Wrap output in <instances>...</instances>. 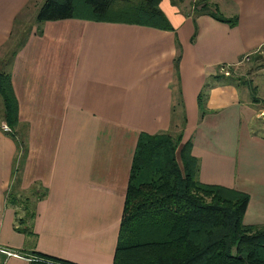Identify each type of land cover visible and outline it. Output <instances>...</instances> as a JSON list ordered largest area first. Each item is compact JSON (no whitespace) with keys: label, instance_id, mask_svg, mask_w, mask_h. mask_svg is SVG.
Here are the masks:
<instances>
[{"label":"crops","instance_id":"0c3cea01","mask_svg":"<svg viewBox=\"0 0 264 264\" xmlns=\"http://www.w3.org/2000/svg\"><path fill=\"white\" fill-rule=\"evenodd\" d=\"M38 1L0 0V73L26 146L18 158L0 98V264H112L140 133L180 134L198 180L247 194L243 224L264 225V132L245 89L220 76L262 54L264 0H161L168 29L37 23L25 12Z\"/></svg>","mask_w":264,"mask_h":264},{"label":"trees","instance_id":"16d2710c","mask_svg":"<svg viewBox=\"0 0 264 264\" xmlns=\"http://www.w3.org/2000/svg\"><path fill=\"white\" fill-rule=\"evenodd\" d=\"M160 1L45 0L35 20L77 18L168 29ZM209 7L205 3L199 10L209 12ZM210 14L227 21L217 12ZM0 98L2 121L10 129L7 134L24 151L17 101L7 73H0ZM197 176V159L180 134H139L112 264H264V225L242 221L247 194L201 183ZM29 264L72 263L36 254Z\"/></svg>","mask_w":264,"mask_h":264},{"label":"rangeland","instance_id":"374dc122","mask_svg":"<svg viewBox=\"0 0 264 264\" xmlns=\"http://www.w3.org/2000/svg\"><path fill=\"white\" fill-rule=\"evenodd\" d=\"M44 1L45 0H39L34 11L29 10V12H25V15L30 14V16H32L33 12L35 19L37 10L39 9L38 7H40ZM188 2L185 0L186 4ZM28 21L30 20L28 19L26 22ZM250 58L251 57L244 59L237 66L224 69L220 72V76L223 77V74L227 75L226 77H230L238 83L241 88L245 89L248 101L253 105L258 114V119H256L252 125L254 128H260L261 131L264 132V50L258 58ZM227 80L229 81L230 79L227 78ZM20 150L21 149L18 150V158H21Z\"/></svg>","mask_w":264,"mask_h":264},{"label":"built area","instance_id":"2783aa9c","mask_svg":"<svg viewBox=\"0 0 264 264\" xmlns=\"http://www.w3.org/2000/svg\"><path fill=\"white\" fill-rule=\"evenodd\" d=\"M1 127H2L3 132H9L10 131L9 127L5 124H3ZM6 253H7V255L19 256V254L14 253V252H10V251H7ZM33 259H30V260H33Z\"/></svg>","mask_w":264,"mask_h":264}]
</instances>
